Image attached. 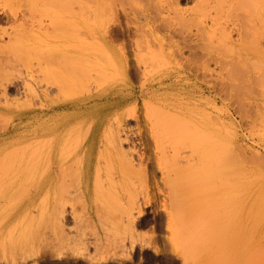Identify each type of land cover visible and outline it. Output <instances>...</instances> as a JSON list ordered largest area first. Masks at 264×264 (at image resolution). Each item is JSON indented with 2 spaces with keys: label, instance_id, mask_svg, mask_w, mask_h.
<instances>
[{
  "label": "rangeland",
  "instance_id": "1",
  "mask_svg": "<svg viewBox=\"0 0 264 264\" xmlns=\"http://www.w3.org/2000/svg\"><path fill=\"white\" fill-rule=\"evenodd\" d=\"M0 8L16 19L0 29L20 41L13 63L0 61L12 82L0 91V264H264V0ZM104 31L127 69L89 57ZM151 33L173 41L152 48L142 75L134 42ZM65 47L66 62H41L36 97L24 80L40 52ZM115 128L119 156L106 138ZM225 154L236 161L220 169ZM176 161L186 168L166 167Z\"/></svg>",
  "mask_w": 264,
  "mask_h": 264
},
{
  "label": "bare ground",
  "instance_id": "2",
  "mask_svg": "<svg viewBox=\"0 0 264 264\" xmlns=\"http://www.w3.org/2000/svg\"><path fill=\"white\" fill-rule=\"evenodd\" d=\"M150 9V8H149ZM152 9V8H151ZM153 10V9H152ZM151 10V11H152ZM147 18H148V16H147ZM14 20H16L15 19V17L13 16V15H11L10 13H7L6 11H5V9H2V8H0V22L1 21H5V22H12L13 23V21ZM11 23V24H12ZM14 23H16L15 21H14ZM8 24V23H7ZM38 26H40L41 27V23L40 24H38ZM13 27H11V29H12ZM40 29V28H39ZM80 30V29H79ZM167 30V29H166ZM104 38H103V43L102 44H98L94 49H93V51H92V53L89 55V57L93 60V61H99V60H103V61H105L104 59H106V60H108V58H109V56H115V60H118V62L120 63V65L122 66V68H124V69H127L129 66H131V61H129V60H127L126 59V56H125V58H124V56L122 57V56H120L119 58H118V55L116 56V55H113L114 54V52L115 51H113L112 52V50H114V49H112L111 47V49L108 47V41L109 40H111V33L110 32H108V31H104ZM7 37V41L5 42V44H2L1 42H0V61H3V62H5L6 64H10V62L11 63H13V61H14V59H15V57L17 58V55H13V54H11V49L12 48H14L15 46H17V44H20V41H19V37H17V36H14V35H11V34H7V32H6V30H1L0 29V40L2 41V38L3 37ZM173 36H171V35H169V34H165V35H160V34H154V33H151V34H139V36H137L136 38H135V42H134V45H135V49H136V56L137 57H135L134 56V58H133V61L135 62V64L137 65V66H139V68H143V71H142V75H145V71L147 70V69H149V68H151L152 66H153V64H154V57H156V54H154V51L152 50V48L154 47V46H157V48L158 49H160L161 51L163 50V46H164V44L165 43H168V42H170V41H173ZM110 46V45H109ZM177 47V46H176ZM155 48V47H154ZM153 48V49H154ZM122 49V48H121ZM178 50V49H177ZM180 50V49H179ZM139 52H141L140 54L141 55H139V59H138V54H139ZM118 52H115V54H117ZM120 53V52H119ZM122 53H124V52H121V54ZM56 55L58 56V57H56ZM60 55H62V57L60 56ZM74 55V53H72L71 51H68L67 50V48L65 47L63 50H49V51H41L40 52V57H39V59H38V61H37V64L39 65L38 67V76H40V77H42V78H38V81H37V78L36 77H38L37 75H36V79L35 78H33V73H32V71L28 74L29 76H28V80H24V84H25V86H27V87H30L31 89H33V90H31V89H29L30 91H32L31 93L34 95L35 94V96L37 95L38 97H40V96H44L45 95V92L46 91H44L43 90V92H37L38 90H37V88H36V86L35 85H37V86H39L40 84H45L46 82H47V80L45 81V76L46 75H44V71H42V68H41V62L43 61V60H45V61H47V60H49V59H52V58H54V56L56 57V58H62V61H63V56L65 57V62H66V60H69V58L70 57H72ZM123 55V54H122ZM135 55V54H134ZM155 55V56H154ZM117 57V58H116ZM55 59V58H54ZM137 59L139 60V65H138V61H137ZM171 59V58H170ZM165 60V59H164ZM177 61V60H176ZM100 62H102V61H100ZM62 63H64V62H62ZM65 64V63H64ZM32 69V68H31ZM9 79H7V78H5V76L2 74V73H0V91H2L3 92V94L6 92L5 91V89H9V88H11L10 87V85H11V83H10V85H9ZM43 84V85H44ZM41 86V85H40ZM28 90V89H27ZM45 90H46V88H45ZM30 93V92H29ZM31 95V94H30ZM36 96V97H37ZM32 97V96H31ZM159 105V104H158ZM167 107H169V106H167V105H161V106H158L157 107V109L158 110H160V111H163V110H165ZM123 116V115H122ZM36 117L37 116H34V117H32V119L33 120H35L36 119ZM117 122H121V119H120V116H118V117H115V120H114V124L115 125H118V123ZM168 124V125H167ZM166 125H164L163 127L165 128V129H169V130H172V129H176V128H178V127H180V123H167ZM111 125H113V124H111ZM117 128H115V133H114V131H111L110 130V132H109V134L106 136V138H108L109 136L111 137V143L113 144L114 142H115V145H116V147L114 148V146H112V148H113V150L115 149V154H116V156H119V155H121L122 154V152H120V149H119V144H116V143H119L120 142V138H117L119 135H116L117 133ZM38 138V135L37 134H33V138H32V143H31V145H32V147H33V145H35V143H34V141L36 140ZM118 139V140H117ZM119 141V142H118ZM121 143V142H120ZM39 144V143H38ZM119 145V146H118ZM118 146V147H117ZM119 149V150H118ZM123 156H124V158L125 159H127V155H125V154H123ZM37 160V159H36ZM230 160H233V162L234 161H236V158H235V156L234 155H231V156H228V155H222L220 158H219V163L221 164V166H220V169L221 168H223L224 167V165L227 163L228 164V162L230 161ZM230 162H232V161H230ZM142 163V162H141ZM235 163V162H234ZM34 164V163H33ZM126 164L129 166V169H132L133 168V166L131 165V162H126ZM178 163H177V161L176 162H170V164H168L166 167L167 168H171V169H178V170H181V171H183V169H185L186 168V166H180V165H177ZM233 164V163H232ZM239 164V163H238ZM141 166H142V164H140ZM157 165H159V164H157ZM233 165H235L236 166V164H233ZM147 166V164L144 166V167H146ZM230 166H232L231 164H230ZM172 167H174V168H172ZM237 167V166H236ZM225 168V167H224ZM232 168V167H231ZM127 170H128V168L126 167V166H123L122 168H121V170H120V173H122V174H120L121 176H123L124 175V173L125 172H127ZM229 170L230 169H228V172H229ZM233 170V169H232ZM236 170V172H235V176L237 177V176H241V173H242V169H241V172H240V168L238 167V168H236L235 169ZM222 171L224 172L225 170L224 169H222ZM244 171V170H243ZM227 172V173H228ZM234 171H232V173H233ZM246 172V171H245ZM126 174V173H125ZM229 175H231L230 174V172H229ZM234 175V174H233ZM242 175L244 176L245 174H243L242 173ZM233 177L232 175H231V177H233V178H236V177ZM230 177V178H231ZM242 177V176H241ZM183 178V177H182ZM181 178V179H182ZM185 178V177H184ZM229 178V177H228ZM243 178H245V177H243ZM238 179V181H239V178H237ZM185 180V179H184ZM222 180V179H221ZM229 180V179H228ZM231 180H233V179H231ZM225 181V180H224ZM230 181V180H229ZM228 182V181H227ZM226 181L225 182H221L222 184H226V186H228V183H227ZM232 182V181H231ZM183 183V182H182ZM245 183V182H244ZM179 184V183H178ZM221 184V185H222ZM251 184V183H250ZM219 185V184H218ZM224 186V185H223ZM237 186V185H236ZM178 187V185L177 184H171V186L169 187L170 189V191H172L173 192V190H175L176 188ZM179 188V187H178ZM180 188H181V186H180ZM221 188H223V187H221ZM231 188H233V187H231ZM228 189H230V187L228 188ZM227 189V190H228ZM237 189V188H236ZM122 190H124V189H122ZM179 190V189H178ZM181 190H182V188H181ZM224 191H225V187H224ZM223 199H224V197H223ZM225 201V200H224ZM223 203V202H222ZM230 203V202H229ZM238 204V203H237ZM233 206H235V205H233ZM232 207V206H231ZM258 217H260V216H258ZM261 220V219H260ZM260 223H261V221H259ZM262 222H263V220H262ZM259 225V224H258ZM262 233V232H261ZM263 234V233H262ZM260 235V237L261 236H264V234L263 235ZM194 235V234H193ZM189 236V235H188ZM190 237V236H189ZM194 237V236H193ZM192 236L189 238V239H192L193 238ZM259 237V238H260ZM188 238V237H187ZM184 248V247H183Z\"/></svg>",
  "mask_w": 264,
  "mask_h": 264
}]
</instances>
